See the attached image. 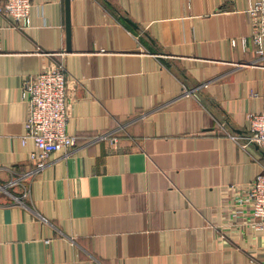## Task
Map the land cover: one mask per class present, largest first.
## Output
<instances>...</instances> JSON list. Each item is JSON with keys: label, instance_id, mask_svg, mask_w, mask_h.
I'll use <instances>...</instances> for the list:
<instances>
[{"label": "crops", "instance_id": "obj_1", "mask_svg": "<svg viewBox=\"0 0 264 264\" xmlns=\"http://www.w3.org/2000/svg\"><path fill=\"white\" fill-rule=\"evenodd\" d=\"M248 2L68 0V47L65 0L0 8V264H264V229L220 226L264 168L233 137L264 102ZM59 59L78 144L30 174L24 88Z\"/></svg>", "mask_w": 264, "mask_h": 264}, {"label": "built area", "instance_id": "obj_2", "mask_svg": "<svg viewBox=\"0 0 264 264\" xmlns=\"http://www.w3.org/2000/svg\"><path fill=\"white\" fill-rule=\"evenodd\" d=\"M34 0H3L0 8L13 16L15 26L26 28L31 23V6ZM247 11L252 28L250 36L254 50L264 56V0H249ZM246 38H243L245 40ZM233 41V40H232ZM0 51L2 44L0 43ZM67 73L63 59L51 68L34 73L27 78L24 98L28 106L25 117V131L22 141L31 139L34 148L30 158L34 161L33 171L46 165L52 150L74 149L77 137L66 130L67 125ZM248 124L243 134L235 133L234 138L245 142H255L264 154V102L260 109L246 112ZM101 136H107L103 134ZM16 179H11L14 183ZM220 205L226 216L220 226L248 227L250 230L264 229V168L256 172L244 185L238 182L226 184L223 188ZM27 190L24 191V194ZM217 227V225H215Z\"/></svg>", "mask_w": 264, "mask_h": 264}, {"label": "water", "instance_id": "obj_3", "mask_svg": "<svg viewBox=\"0 0 264 264\" xmlns=\"http://www.w3.org/2000/svg\"><path fill=\"white\" fill-rule=\"evenodd\" d=\"M65 9H66V16H65V36L67 41V47L69 46V34H70V25H69V9H68V0H65ZM130 21V19H129Z\"/></svg>", "mask_w": 264, "mask_h": 264}]
</instances>
